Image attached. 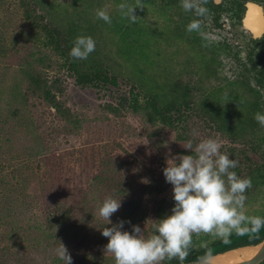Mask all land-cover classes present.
Segmentation results:
<instances>
[{
  "label": "rangeland",
  "instance_id": "rangeland-1",
  "mask_svg": "<svg viewBox=\"0 0 264 264\" xmlns=\"http://www.w3.org/2000/svg\"><path fill=\"white\" fill-rule=\"evenodd\" d=\"M69 2L0 0V264H63L56 255L59 242L67 248L72 264H114L111 254L105 252L108 240L101 234L102 227L111 225L99 216V206L108 196L121 198V207L110 219L112 224L124 221L125 198L117 194L119 185L137 183L143 174L148 179L153 176L167 185L161 193L143 196V219L134 223L151 235L152 220L163 218L174 206L172 185L161 177L158 168L166 167L173 156L191 154L182 147L188 139L218 140L220 151L239 161L236 168L241 177L263 157L261 149L250 150L249 142L257 135L251 123H246L242 133L228 136L217 130L205 113L194 110L184 129L175 131L159 124L152 126L123 108L117 113L108 109L129 93L133 81L127 75L136 69L147 78L173 76L195 83L196 62H186L188 56L192 57V51L184 45L187 41L160 42L153 50L159 48L152 58L154 62L141 61L139 56L132 62L118 50L115 35L98 27L93 34L96 58L116 75L117 83L100 89L76 85L43 44L41 25L47 23L66 31L72 21L83 23L89 19L99 23L97 9L106 8L112 13L121 3L86 0L76 7ZM81 9L85 11L78 12ZM142 20L158 29L164 23L162 16L150 10ZM39 56L46 57L45 62H39ZM28 62L47 78L57 77L55 91L77 121L75 126L66 127L38 96H30L24 103L20 91ZM208 84L211 82L195 86L194 98L207 90ZM260 204L259 195L247 197L245 209L250 206V210H256ZM58 206L73 211L70 219L59 228L47 230L46 213ZM123 230L129 231L125 223Z\"/></svg>",
  "mask_w": 264,
  "mask_h": 264
},
{
  "label": "clouds",
  "instance_id": "clouds-1",
  "mask_svg": "<svg viewBox=\"0 0 264 264\" xmlns=\"http://www.w3.org/2000/svg\"><path fill=\"white\" fill-rule=\"evenodd\" d=\"M207 3L208 0H181L183 10L196 17L188 24L187 31L199 32L204 20L210 21ZM135 8L127 3L118 5L122 17L132 23L137 20ZM96 17L109 25L112 23L106 8L97 9ZM95 48L91 36L78 35L69 54L74 59L86 60ZM254 118L264 127V114L257 112ZM192 135L196 137L197 133ZM182 147L191 154L173 156L162 170L165 181L172 185L174 206L170 215L152 220L151 235H146L138 225H132L131 232L123 230V220L112 224L110 217L121 207V198L108 196L99 206V216L111 225L102 227L101 234L108 240L105 252L111 254L114 264H164L172 259L182 264L193 246V236L206 234L227 243L233 234H256L264 227V216H249L245 211V193L253 187L252 179L234 171L239 161L222 153L218 140L188 139ZM56 255L63 264H72L71 255L60 242ZM211 256L212 250L207 249L202 260L207 261Z\"/></svg>",
  "mask_w": 264,
  "mask_h": 264
},
{
  "label": "flooded vegetation",
  "instance_id": "flooded-vegetation-1",
  "mask_svg": "<svg viewBox=\"0 0 264 264\" xmlns=\"http://www.w3.org/2000/svg\"><path fill=\"white\" fill-rule=\"evenodd\" d=\"M85 1L71 0L67 4L77 7L78 3ZM89 1L91 2V0ZM113 1L137 7L134 9V14L137 16L135 23L122 17L119 10L109 13L111 20L114 21L111 25L100 20V22H104L100 28L112 32L115 35L116 43L119 40L118 36L125 35L122 33L130 25L131 27L128 28L130 31L127 33L132 34L133 24L145 26L147 30L151 31L176 28L187 35H194L193 48L189 47L188 42H184L185 47L188 46L191 51L196 52L197 62L194 70L198 76L194 84L196 86L208 82L211 84H208L207 90L204 89L202 93L196 95V98H192L196 99V102H190L193 108L187 109L186 112L190 114L194 110H198L207 115L212 112L213 108L221 106L233 116L235 114L249 115L251 125L255 129L253 134L257 133L254 138L255 142L254 140L249 142L250 150L257 152L261 149L263 157L260 163L247 167L248 171L244 177L252 179L253 187L248 189L245 195L247 197L259 195L261 208L250 210V206H248L245 211L249 216H264V127L254 118L257 112L264 114V0H208L206 7L209 9L211 19L210 21L204 20L203 27L199 32L187 31L188 24L196 17L193 13L183 10L181 0ZM54 8L57 7L50 6V9ZM81 10L78 12L85 11ZM148 10L162 16L164 23L160 29L157 26L148 27L146 21L142 20ZM136 38L132 34L127 40H136ZM150 48L154 50V45H150ZM234 171L239 173L237 168ZM170 214L171 210L167 211L163 217ZM248 235L258 236L260 239L257 242L244 244L240 241L245 235L233 234L228 242L238 239V244L221 251H213L212 255L259 243L264 238V227L260 229L259 233ZM224 243L221 239H214L206 234L193 236V246L185 259L186 261L183 262L199 259L198 257L202 258L207 249L213 250ZM180 263L178 259L164 261V264ZM257 264H264V259Z\"/></svg>",
  "mask_w": 264,
  "mask_h": 264
},
{
  "label": "trees",
  "instance_id": "trees-1",
  "mask_svg": "<svg viewBox=\"0 0 264 264\" xmlns=\"http://www.w3.org/2000/svg\"><path fill=\"white\" fill-rule=\"evenodd\" d=\"M27 17H30V14L27 13ZM34 23L36 25L35 20ZM102 23L104 22L101 21L98 23L96 20L92 21L87 19L83 23L76 21L70 22L66 31L50 27L47 23L42 24L40 28L43 31V44L49 48L52 55L59 59V68L64 69L74 78L76 85L82 88L88 86L100 89L107 85H115L117 83L116 75L96 58L98 51L92 52L86 60L74 59L69 54L73 46V41L78 35H88L94 38L93 34L96 31V28L101 27ZM129 27H131V25L123 31L122 34L125 35L118 36L119 40L117 41V44L119 45L118 50L120 53L132 62L137 61V56H139L141 61L150 63L154 62L152 58L155 52L159 53V48H156V50L153 51L151 50L150 45L156 47L160 42L173 44L176 41L181 42L185 40L188 42L189 47L193 48L192 41L194 35H187L176 28L154 29L151 31L147 30V27L145 26L142 27L133 24L132 34L137 38L136 40H127V38L132 36V34L127 33V31H130V29L128 30ZM1 48L2 47L0 46V50ZM195 53V51H192L193 58L188 56L189 59H187L186 62L189 60H195L194 62H197ZM173 55L174 53L172 54V57ZM37 60L39 62H45L46 57L39 56ZM26 65L28 66L24 71L25 77L24 81H22L24 85L20 91L22 92L20 94L23 95L24 103L27 104L30 96H38L41 101L49 107V109H54L55 115H58V117L64 121L66 127H68V125L75 126L77 121L73 119L72 115L67 111L68 109L63 106L62 102L58 99L59 95L55 91V89H57L55 82L57 77H55V79H49L40 69L31 67L30 62ZM133 70L135 69L133 68ZM127 78L133 81V83L130 84L129 93L122 95L119 98V103L117 105H108V109L111 112L117 113L123 108L140 115L143 121L152 126H158L159 124L161 125V128L174 129L175 131L184 129L183 124L189 117V114L186 111L187 109L193 108L191 107L190 102L193 101L192 98L194 97L192 93V89L196 86L194 83L191 84L190 81L183 82L181 79L177 80L173 76L162 80L154 77L147 78L146 75H142L137 69L131 74H128ZM49 112L52 113L51 110H49ZM206 117L212 122L217 130L228 136L242 133L240 131L245 130L247 126L246 123H251L249 115L235 114V116H233L225 109H222L221 106L213 108L212 112L207 114ZM177 136L181 138L179 134ZM161 160L160 162H162ZM116 170L117 169L112 172L115 173ZM161 177L164 178V175H161ZM127 183L129 185H126V183H121L119 185L120 189H117V194H120L119 196L125 198L123 201V215L125 214L124 221L126 227L131 232L132 225H136L134 224L136 221H141L143 219L141 210L143 196L152 193H161L167 184L164 185L153 176L148 179L144 174L139 176L137 183H134V181ZM72 212L73 211H71L70 208L61 206L48 210L45 217L47 230H53L57 227L59 228L64 222L70 219ZM259 239L258 236L253 237L245 235L240 243L246 244L255 241L257 242ZM236 244H238V239L224 243L213 249L212 252L218 250L221 251ZM173 260L176 261V259Z\"/></svg>",
  "mask_w": 264,
  "mask_h": 264
},
{
  "label": "bare ground",
  "instance_id": "bare-ground-1",
  "mask_svg": "<svg viewBox=\"0 0 264 264\" xmlns=\"http://www.w3.org/2000/svg\"><path fill=\"white\" fill-rule=\"evenodd\" d=\"M260 245L246 246L237 249L229 250L225 253L218 254L209 259L213 264H232L240 262L252 257L258 250Z\"/></svg>",
  "mask_w": 264,
  "mask_h": 264
},
{
  "label": "water",
  "instance_id": "water-1",
  "mask_svg": "<svg viewBox=\"0 0 264 264\" xmlns=\"http://www.w3.org/2000/svg\"><path fill=\"white\" fill-rule=\"evenodd\" d=\"M257 245H260V246H259L258 250L256 251V253L252 257H250L249 259L240 261V262L232 263V264H257L259 261L264 259V238L257 244L247 245V246H257ZM243 247H246V246H243ZM234 249H237V248H234ZM231 250H233V249H231ZM225 252H227V251H225ZM225 252H221L219 254H222ZM216 255H218V254H213L211 257L216 256ZM182 264H213V263L210 262L209 260L204 261V260H202V258H199V259H194L191 261L183 262Z\"/></svg>",
  "mask_w": 264,
  "mask_h": 264
},
{
  "label": "built area",
  "instance_id": "built-area-1",
  "mask_svg": "<svg viewBox=\"0 0 264 264\" xmlns=\"http://www.w3.org/2000/svg\"><path fill=\"white\" fill-rule=\"evenodd\" d=\"M164 168H165V165H160L159 168H158L159 171H160V173H161L162 175H163V171H162V170H163Z\"/></svg>",
  "mask_w": 264,
  "mask_h": 264
}]
</instances>
